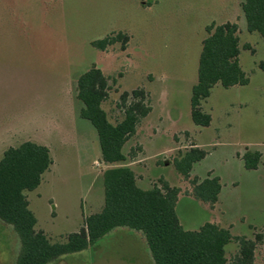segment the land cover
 I'll list each match as a JSON object with an SVG mask.
<instances>
[{
    "label": "rangeland",
    "instance_id": "1",
    "mask_svg": "<svg viewBox=\"0 0 264 264\" xmlns=\"http://www.w3.org/2000/svg\"><path fill=\"white\" fill-rule=\"evenodd\" d=\"M243 2L0 0V160L9 147L25 142L50 150L51 173L27 197L36 229L52 243L78 233L85 218L104 205L105 166L97 132L81 119L77 98L79 77L96 66L109 80L102 107L112 124L124 119V93L143 90L151 108L123 148L128 163L139 157L143 162L134 169L142 175L138 186L147 191L165 182L187 189L173 161L199 146L208 154L194 166L191 179L220 178L222 205L212 213L182 196L176 209L181 225L197 231L215 219L234 238L254 241L261 235L254 264H264V171L249 173L237 158L247 149L264 154V38L248 32ZM228 22L239 27L240 65L249 84L214 87L202 103L212 122L202 128L192 121L191 97L206 28ZM119 36L128 37L125 46L117 42L104 52L92 46ZM128 234L115 230L88 250L48 264H92L100 256L95 246H103L109 258L134 256L114 250L131 244ZM135 244L136 255L141 250L144 256ZM21 250L13 228L0 221V264H17ZM238 253L237 241L226 247L228 264Z\"/></svg>",
    "mask_w": 264,
    "mask_h": 264
},
{
    "label": "trees",
    "instance_id": "2",
    "mask_svg": "<svg viewBox=\"0 0 264 264\" xmlns=\"http://www.w3.org/2000/svg\"><path fill=\"white\" fill-rule=\"evenodd\" d=\"M241 9L248 32L264 38V0H244ZM206 32L208 37L203 41L198 81L191 97L192 121L202 128H208L212 122L211 115L203 111L202 103L211 96L214 87L220 85L229 89L249 84L240 65L238 25L231 22L220 26L212 24ZM117 42L125 46L128 37L106 38L93 42L92 46L104 52ZM260 69L264 71V62ZM109 89L108 78L96 66L78 79L77 98L83 105L80 117L96 130L102 163L110 168L102 176V211L86 217L83 228L69 235L65 242L52 243L44 232L37 231L38 221L27 197V193L40 187L43 176L53 165L50 150L25 142L3 154L0 160V221L13 228L22 244L17 264H48L57 257L84 252L118 229L141 233L154 264H228L226 247L234 241L239 243L234 264H254L257 244L263 239L261 235L254 241L234 238L229 230L212 223H206L197 231H186L176 213L182 193L180 188H172L165 182L147 191L138 187L135 173L126 166L128 158L123 148L151 108L145 104L143 90H135L131 95L124 93L120 104L124 119L114 125L102 107ZM207 154L193 146L180 153L173 164L191 186V192L186 194L214 208L222 189L219 178L191 179L193 166L203 161ZM243 161L247 170H257L262 154L247 150Z\"/></svg>",
    "mask_w": 264,
    "mask_h": 264
},
{
    "label": "crops",
    "instance_id": "3",
    "mask_svg": "<svg viewBox=\"0 0 264 264\" xmlns=\"http://www.w3.org/2000/svg\"><path fill=\"white\" fill-rule=\"evenodd\" d=\"M39 145V144H38ZM43 146V145H42ZM45 146V145H44ZM46 147V146H45ZM196 147H199V146H196ZM9 148H16L15 146H12V147H9ZM8 148V149H9ZM7 149V150H8ZM247 150H249V149H247ZM246 150V151H247ZM6 151V150H5ZM5 151L3 152V154L5 153ZM251 151V150H250ZM256 151V150H255ZM259 152V151H258ZM246 152H244L243 154H241V153H238V155H237V158H238V160H241L242 162H243V167H244V169L246 170V171H248L249 173L250 172H253V173H261L262 171H264V154H262L261 152V154H262V161H261V164L259 165V167H258V169L257 170H254V171H249V170H247L246 168H245V164H244V161H243V156H244V154H245ZM3 154H2V157H3ZM126 157H127V155H125ZM128 158V157H127ZM2 159V158H1ZM143 162H142V160L140 159V157L139 158H136L134 161H132V162H129L128 163V161H127V167H129V168H131L132 170H133V172L135 173V175H136V179H137V185H138V182L139 181H142V179H141V177H142V175H140V173H137V172H135V168H138L139 167V165L140 164H142ZM200 163V162H199ZM53 165H54V162H53ZM53 165H52V167H53ZM196 165V164H195ZM194 165V166H195ZM105 166V170L104 171H106L108 168H110L109 166H106V165H104ZM194 166H193V168H194ZM192 171H193V169H192ZM51 173V169L47 172V173ZM46 174V173H45ZM207 178H216V177H212V176H208ZM207 178H205V179H207ZM200 181H203V180H205V179H200V178H198ZM43 180H44V178H43ZM43 180H42V182H43ZM219 180H220V182H221V179L219 178ZM186 183H188V186H187V189H182V188H180L181 190H182V193H181V195L179 196V200H180V197H182V196H186V197H189V198H191V199H193V200H195L191 195H187L186 194V192H191V186H190V184H189V182H186ZM42 184V183H41ZM221 186H222V184H221ZM139 187V186H138ZM140 188V187H139ZM223 186H222V189H221V192H220V195H219V202L217 203V205L214 207V208H210V206L209 205H207V204H203V203H201V202H199V201H197V200H195V201H197V202H199L201 205H202V207H204V209H206L207 211H210V212H212V213H214L221 205H222V200H221V196H222V193H223ZM178 203H179V201H178ZM29 204H30V202H29ZM178 205V204H177ZM103 207H104V205H103ZM103 207H102V209H103ZM102 209H100L101 211H102ZM177 209V208H176ZM100 211V212H101ZM99 212V213H100ZM95 214H98V213H95ZM35 215V214H34ZM91 215H94V214H91ZM90 215V216H91ZM89 217V216H88ZM38 221V220H37ZM209 223H212V224H215V225H218L219 227H221V228H223L219 223H218V221H216L215 219H214V221H212V222H209ZM38 224V223H37ZM181 224V223H180ZM206 224V223H205ZM204 224V225H205ZM203 225V226H204ZM202 227V226H201ZM200 227V228H201ZM224 229V228H223ZM127 230V229H126ZM199 230V229H198ZM227 230V229H226ZM38 231V230H37ZM41 231H43V230H41ZM130 231V230H129ZM47 236H49L45 231H43ZM130 233H132V234H128V235H124V236H126L127 237V239L129 238V241H130V245H127V246H120V247H116V248H114V250H116L115 252H118V254H120V253H122V252H129V251H132V252H134V256H120V255H118V256H116V258H109L108 256H104V251H103V249H104V247L103 246H95L94 247V249H98L96 252L97 253H99L100 254V256L99 257H96V262H94V263H92V264H98L100 261L101 262H104V263H106V264H154L153 263V260H152V258H151V254H150V252H149V249H148V246H147V243H146V240H145V238L143 237V235L141 234V233H138V232H134V231H130ZM127 234V233H126ZM135 242L137 243V245H139L142 249H144V251H145V255L144 256H142V252H141V250H140V252H138L137 253V255H136V244H135ZM131 252V253H132ZM137 256V257H136ZM98 259V260H97Z\"/></svg>",
    "mask_w": 264,
    "mask_h": 264
}]
</instances>
